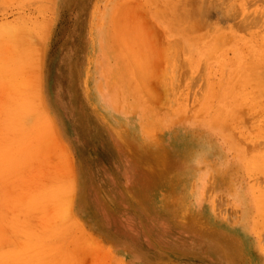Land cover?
Wrapping results in <instances>:
<instances>
[{
  "label": "rangeland",
  "instance_id": "obj_1",
  "mask_svg": "<svg viewBox=\"0 0 264 264\" xmlns=\"http://www.w3.org/2000/svg\"><path fill=\"white\" fill-rule=\"evenodd\" d=\"M217 1L0 0V264H18L16 260L23 261L32 248L44 244L36 250L41 249L39 255L49 264H264V232L245 221L241 206L231 198L253 183L247 172L233 168L239 158L235 146L250 150L255 145L261 152L257 155H264V97L251 93V75L259 73L264 79V0H226L230 5ZM101 28L104 35L114 28L109 32L122 51L125 75L143 73L138 75L143 82L142 109L148 113L153 108L159 119H167L161 115L167 111L177 120L162 125L142 113V142L155 147L142 151V165L162 160L176 168L173 198L154 197L153 211L159 217L149 215L143 202L127 192V156L112 124L102 116L112 99L107 87L113 59L99 50L92 60L95 50L102 48ZM140 55L142 68L137 63ZM237 67L251 77L246 92L256 97L250 98L261 101L255 107H249L255 100L246 102L248 107L238 106L230 116L220 89L235 81ZM210 82L222 85L213 86L211 95ZM90 93L104 99L94 100ZM206 93L209 104L204 103ZM174 95L182 110L172 98L165 105L166 97ZM135 112L121 109L120 118L141 135V115ZM224 112L229 117L224 118ZM212 117L220 121L207 124ZM134 139L130 137L131 144ZM209 163L222 167L223 174L207 169ZM156 169L151 166L158 175ZM257 183L264 188V175ZM90 188L101 195L104 207L114 208L122 219L129 216L131 225L117 230L102 217L98 206L89 204ZM116 189L121 194H114ZM179 206L182 216L174 215ZM55 213L66 215L58 221ZM255 217L251 208L250 221ZM166 219L183 236L161 233ZM47 220H52L54 234ZM34 232L44 241L38 243ZM39 250L33 251V259L39 258L38 253L34 257ZM5 254L17 256L5 260ZM35 259L30 264L46 262Z\"/></svg>",
  "mask_w": 264,
  "mask_h": 264
},
{
  "label": "bare ground",
  "instance_id": "obj_2",
  "mask_svg": "<svg viewBox=\"0 0 264 264\" xmlns=\"http://www.w3.org/2000/svg\"><path fill=\"white\" fill-rule=\"evenodd\" d=\"M212 2H213V0H212ZM216 2H218L217 0H216ZM226 0H219V4L221 3L222 5L225 3V4H229V3H231V2H227ZM233 2L234 1H232V4H233ZM178 3V2H177ZM230 5V4H229ZM229 5H227V6H229ZM235 5V4H234ZM224 6H226V5H224ZM233 6V5H232ZM237 6H239V5H237ZM244 6V5H243ZM165 7V6H164ZM234 7V6H233ZM118 8H120V7H118ZM176 8V7H175ZM180 8V7H179ZM193 8V7H192ZM191 8V9H192ZM227 8V7H226ZM121 9V8H120ZM125 9V8H124ZM196 9V8H195ZM218 9V8H217ZM125 10H127V9H125ZM167 10V9H166ZM181 10V9H180ZM197 10V9H196ZM226 10V9H225ZM229 10H230V6H229ZM238 10H240L241 11V8L240 9H238ZM244 10V9H243ZM116 11V10H115ZM175 11H177V10H174V12ZM195 11V10H194ZM220 11L222 12V10L220 9ZM219 11V12H220ZM122 12V11H121ZM173 12V13H174ZM189 12V11H188ZM197 12V11H196ZM220 12V13H221ZM177 13V12H176ZM181 13V12H180ZM192 13V12H191ZM224 13V12H223ZM226 13V12H225ZM231 13V12H230ZM243 13V12H242ZM175 14V13H174ZM179 14V13H178ZM177 14V15H178ZM234 14V13H233ZM245 15H246V13H244ZM248 14V13H247ZM119 15H120V13H119ZM124 15V14H123ZM198 15V14H197ZM222 15V14H221ZM122 16V15H121ZM125 16V15H124ZM247 16V15H246ZM252 16V15H251ZM251 16L250 17H248V19L251 21ZM264 16V15H263ZM117 17V16H116ZM127 17V16H126ZM168 17H169V15H168ZM175 17V16H174ZM180 18H181V16H179ZM245 17V16H244ZM180 18H178V19H180ZM191 18V17H190ZM263 18V17H262ZM122 19V18H121ZM127 19V18H126ZM177 19V18H176ZM175 19V20H176ZM182 19H183V17H182ZM188 19V18H187ZM26 20V19H25ZM247 20V19H246ZM249 20L247 21V22H249ZM253 20V19H252ZM111 21V20H110ZM123 21V20H122ZM179 21V20H178ZM254 21V20H253ZM131 22V21H130ZM177 22V21H176ZM175 22V23H176ZM12 23H14V22H12ZM11 23V24H12ZM110 23H112V21L110 22ZM115 23V22H114ZM122 23V22H121ZM125 23H127V22H125ZM189 23V22H188ZM245 23V22H244ZM252 23V22H251ZM1 25H2V23H0ZM7 24H9L10 25V23H7ZM108 24V23H107ZM113 24V23H112ZM111 24V26L113 27V25ZM124 24V23H123ZM127 24H129V23H127ZM133 24V23H132ZM9 25H7V26H9ZM13 25V24H12ZM117 25V24H116ZM122 25V24H121ZM131 25V24H130ZM194 25H196V24H194ZM251 25H253V24H251ZM7 26H5V27H7ZM110 26V27H111ZM221 26V25H220ZM247 26V25H246ZM249 26V25H248ZM107 27H108V25H107ZM110 27H108V28H110ZM121 27V26H120ZM126 27H127V25H126ZM131 27V26H130ZM133 27V26H132ZM197 27H198V25H197ZM251 27V26H250ZM103 29L105 28V26H103L102 27ZM102 28H101V30H102ZM116 28V27H115ZM119 28V27H118ZM122 28V27H121ZM129 28V27H128ZM127 28V29H128ZM206 28V27H205ZM209 29H210V27H208ZM207 28V30L210 32V30ZM211 28H213V27H211ZM223 28V27H222ZM228 28H229V26H228ZM227 28V29H228ZM231 28H233V27H231ZM242 28V27H241ZM112 29V28H111ZM110 29V30H111ZM114 29V28H113ZM112 29V30H113ZM130 29V28H129ZM128 29V30H129ZM106 30H108L107 28L105 29V31ZM109 30V31H110ZM112 30H111V32H112ZM117 30V29H116ZM132 30V29H131ZM134 30V29H133ZM133 30H132V32H133ZM204 30V29H203ZM202 30V31H203ZM218 30H219V28H218ZM238 30V29H237ZM100 31V30H99ZM109 31H106L105 32V35L103 34V30H102V32H100L102 35H100V39H99V42H100V44L102 45V48H100V47H98V49L97 50H95L96 52L94 53V56H93V58H92V60L95 58V57H97V52L100 50L101 52L103 51L105 54H106V56H107V58H108V60H109V56L113 59V67L111 68V70H110V72H109V80H108V82H109V87H107V94H108V97L109 98H111L112 97V99H110V101H109V104H108V106H109V108H106V107H103V113H102V116L104 117V119H106L110 124L109 125H111V127H112V129H113V131H114V134H115V136H116V138H117V143H118V145L121 147L120 149L121 150H123V152L126 154V156H127V158H126V164H127V169L129 170V173H128V176H129V178H128V184H127V189H128V193L129 194H131V195H133L134 197L136 196V197H138L137 199H139V202L142 204V202H143V204H144V206L146 207V210H147V212L149 213V215H154L155 217H159V215H158V213L157 212H155V211H153V204L155 203V201H154V197L155 196H159L160 198H162L163 200L162 201H167V200H169V199H171V198H173V192H174V185H172V181H174V178H175V176L173 175V172L175 173V171H176V168H175V166L173 165V164H169L168 163V165H163V161L162 160H160V161H158V162H156V163H153L152 161H149L150 163L147 165V164H145V165H142V151H145V150H152V149H154L155 147L151 144V143H144V142H142V113H144L145 115H146V117L147 118H151V119H153V120H157L158 122H160L162 125L163 124H165V123H167L168 122V120L169 121H172V123H176L177 122V120H175V119H173L172 118V116H173V113L172 114H169L167 111L166 112H163V113H161V115L162 116H165V117H167V119H159L158 117H157V114H156V112L157 111H155V110H152L153 108H148V110H149V112L147 113V108H143L142 109V102L144 101L143 100V97H142V89H141V87H140V85L139 84H141L142 85V81L140 80V77L141 76H143V73H141L140 71H137L136 73H138V72H140V73H138L137 74V76H136V73L134 74L133 72H131V74H130V76H128V74L126 73V75H125V73L123 72V71H125L124 69H122V67H123V62H124V58H123V55H122V51L121 50H119L118 49V46H119V44H118V42L113 38V37H111V35H110V32ZM125 31V30H124ZM216 31H217V29H216ZM264 31V30H263ZM12 32V31H11ZM107 32H109V36H107L106 34H107ZM205 32V31H204ZM212 32V31H211ZM228 32V31H227ZM238 32V31H237ZM240 32V31H239ZM113 33H115L116 34V32H115V30L113 31ZM129 33H130V31H129ZM208 33V32H207ZM5 34H6V32H5ZM7 34H9V33H7ZM6 34V35H7ZM42 34V33H41ZM126 34V33H125ZM133 34V33H132ZM0 35H1V33H0ZM131 35V34H130ZM129 35V36H130ZM217 35V34H216ZM11 36V35H10ZM96 36H98V32H97V35ZM95 36V38L96 39H98L97 37ZM218 36L220 37V35L218 34ZM4 37V36H3ZM2 37V38H3ZM6 37V36H5ZM132 37V36H131ZM14 38V37H13ZM223 38V37H222ZM228 38V37H227ZM96 39H95V41H96ZM127 39H128V37H127ZM126 39V40H127ZM212 39V38H211ZM131 40V39H130ZM129 40V41H130ZM202 40H203V38H202ZM206 40L208 41V39L206 38ZM216 40H219V41H217V42H220V43H222V39H216ZM94 41V42H95ZM98 41V40H97ZM96 41V42H97ZM132 41V40H131ZM130 41V42H131ZM129 42V43H130ZM133 42V41H132ZM132 42H131V44H132ZM259 42V41H258ZM134 44H136V43H134ZM219 44V43H218ZM97 45V44H96ZM117 46V47H116ZM126 46H127V43H126ZM126 46L124 47V45L122 46L123 48H126ZM207 46H208V44H207ZM218 46V45H217ZM133 47V46H132ZM131 48V47H130ZM219 48V47H218ZM95 49H96V46H95ZM133 51H134V49L133 48H131ZM126 50H128V49H126ZM130 50V49H129ZM124 52H126L125 50H124ZM131 52V51H130ZM130 52H128V53H130ZM202 52H208V50H207V48H205L204 49V51H202ZM138 56H139V54H137ZM127 56H129V55H126V57ZM131 56V55H130ZM135 56V55H134ZM141 57H139L138 59H139V61L140 62H137V63H141V58H142V55H140ZM125 57V56H124ZM130 58V57H129ZM132 58V57H131ZM134 58V57H133ZM127 59V58H126ZM23 62V61H22ZM134 62L135 61H133V64H134ZM17 63V62H16ZM246 63H247V61H246ZM258 63V62H257ZM264 63V62H263ZM21 64V63H20ZM19 64V65H20ZM262 64V63H261ZM122 65V66H121ZM247 65H248V63H247ZM255 65H256V63H255ZM16 66H18V65H16ZM138 66V65H137ZM257 66V65H256ZM24 67V66H23ZM25 68V67H24ZM135 68V67H134ZM140 67H138V69H139ZM141 68H142V63H141ZM239 67H237L235 70H234V73H233V76H235V81H232L231 80V82L225 87V89H222V88H224V86L222 87V85H220L222 88L220 89V90H222L223 92L222 93H224V95H225V97H224V106H226L227 107V109L229 110L228 111V114L231 116L232 114L234 115V114H236L237 113V107L238 106H244V105H246L247 107H248V105H247V103H250L251 102V100L252 101H254V103L253 102H251V104H249V107H255L256 105V103H257V101L258 100H260V99H258V97H257V99H252V98H250L251 96L250 95H252V96H255V94H256V96L258 95L260 98L261 97H264V79H261L260 77H259V73H258V70L256 71L258 74H256V75H251V77L253 78H255V79H252V80H254V82H253V84L254 85H252V89H253V91L251 90V93L252 92H254L255 94H249V93H247V92H250L249 90L246 92V81L248 80V78L250 77H248L247 78V76L243 73V72H241L242 70H240V73L238 72V71H236L237 69H238ZM264 68V67H263ZM16 69H17V67H16ZM242 69V68H241ZM247 69V68H246ZM255 69V67L253 68L252 67V69L250 68L249 69V71L250 70H254ZM257 69V68H256ZM141 70V69H140ZM27 71V70H26ZM136 71V70H135ZM263 71V70H262ZM18 72V71H17ZM25 72V71H24ZM97 72V71H96ZM23 73V72H22ZM263 73V75H264V72H262ZM262 73H261V75H262ZM24 74V73H23ZM251 73H249V75H250ZM133 75H134V78H133ZM138 75H141V76H138ZM251 77H250V79H251ZM24 78V77H23ZM143 78V77H142ZM263 78V77H262ZM252 80H250L251 82H252ZM138 85H137V84ZM33 84V83H32ZM162 84H164V82L162 83ZM223 84V83H222ZM144 85V84H143ZM215 84H213V83H211L210 82V84H209V90H210V95L211 94H213V92H211V91H214V89L215 88H213V86H214ZM219 85V84H218ZM217 85V86H218ZM224 85V84H223ZM217 86H214V87H217ZM220 86H218L217 87V89L218 88H220ZM246 86V87H245ZM210 87H212L211 89H210ZM162 88H163V90L165 89V91H168L167 89V87L165 86V85H163L162 86ZM28 89V88H27ZM90 89V88H89ZM143 89H146L145 88V85H144V87H143ZM147 90V89H146ZM145 91V90H144ZM143 91V92H144ZM90 92H91V90H90ZM146 92V91H145ZM151 92V91H150ZM208 93H209V91H207ZM148 93V92H147ZM167 93H169V92H166V94ZM208 93H206L207 94V97L209 96L208 95ZM154 94V93H153ZM215 94V93H214ZM101 94H96V93H90V97L92 98V99H94V100H99V99H104V97H101V98H99V96H100ZM148 95H149V93H148ZM151 95V94H150ZM169 95V94H168ZM255 96V97H256ZM174 97H175V95L173 96V97H169V96H167L166 98L169 100V101H167V99H165L166 101H167V104H165V105H170V100H171V98H172V103L173 102H175L176 101V99L173 101V99H174ZM177 97V96H176ZM254 97V98H255ZM207 99V102H204L205 104H209V101H211V99L209 100V97L208 98H206ZM262 100H264L263 98H261ZM178 100V99H177ZM166 101H165V103H166ZM261 101V100H260ZM168 102H169V104H168ZM177 102V101H176ZM212 102V101H211ZM241 102V103H240ZM244 104H243V103ZM247 102V103H246ZM263 102V101H262ZM146 103V102H145ZM178 103V104H177ZM177 103H173V105H178L180 108V110H182L181 108V104L179 103V102H177ZM246 103V104H245ZM259 103V102H258ZM239 104H243V105H239ZM258 105V104H257ZM259 105H260V103H259ZM221 106H223V105H221ZM220 106V107H221ZM173 107V106H172ZM220 107H218V108H220ZM167 108H168V106H167ZM169 108H171V107H169ZM178 107H176V109H177ZM217 108V109H218ZM222 109H224L223 107H221ZM121 109H126L127 111H132V112H135V111H139V114L141 115V120H140V123H139V127H140V134L141 135H138V130L136 129L135 131L134 130H132V129H130V127L128 126V123L127 122H125L122 118H120V116H121ZM179 109L177 110L178 112H179ZM241 108H238V112H239V110H240ZM102 111V110H101ZM222 111V110H221ZM226 111V110H225ZM20 112H22V111H20ZM181 112V111H180ZM215 112V111H214ZM236 112V113H235ZM136 113V112H135ZM176 113V112H175ZM221 114H219L220 116H221V120H222V114H223V111L222 112H220ZM225 113V112H224ZM219 115H218V118H219ZM226 116L227 117H229L226 113H225V117L224 118H226ZM236 116H238V115H236ZM236 116H233V119L235 120V118H237ZM113 117H115L116 118V120L115 119H113ZM235 117V118H234ZM214 117H212V120L209 122V121H207V124H211V123H218L219 121H220V119H218V118H214ZM24 119V118H23ZM226 120V119H225ZM224 120V121H225ZM115 121H116V123H115ZM23 122V121H22ZM223 122V121H222ZM233 122H235V121H233ZM115 123V124H114ZM150 123H151V121H150ZM226 124V123H225ZM234 124V123H233ZM153 126V125H152ZM168 126H170V124H166V127H168ZM172 127H174V125H172ZM29 132H30V130H29ZM28 133V132H27ZM9 134V133H8ZM29 134V133H28ZM133 135H135V139H134V142H133V144H131V141H130V137L131 136H133ZM15 139V138H14ZM9 142V141H8ZM257 143V142H256ZM14 144V143H13ZM16 145V144H15ZM20 145H21V143H20ZM13 147V146H12ZM235 148H236V151H237V154H238V160L237 161H233V168L235 169V171L238 173V172H240L241 174H244V172H245V175L247 174V175H249L250 177H251V180H252V182L254 183H252L251 184V182L250 183H248L247 185H246V187L244 188V190L241 192V193H238V194H233L232 193V195H233V197L231 196V198H234V200H233V202L236 204V206H241V208H242V211L244 212V215L246 216V218H245V221L247 222H249L250 223V225H251V227L252 228H255L256 230H258V232L259 233H262V232H264V188H262L261 186H260V184L259 183H257V179L260 177V176H263L264 175V155H263V153L261 154V155H263L262 157H260V156H258V155H260L259 153H261L260 152V149L259 148H256V146L255 145H252L251 146V149L250 150H247V149H244V148H241V147H237V146H235ZM31 150V149H30ZM214 153H216L217 155H218V153H219V151L217 150V149H214ZM14 154V153H13ZM258 154V155H257ZM22 156V159L24 158L25 159V157H24V155H21ZM23 159V160H24ZM10 160H12V159H10ZM209 160H208V156L207 155H205V157H204V162H208ZM24 162V161H23ZM263 162V163H262ZM18 164L19 165H21L19 162H18ZM155 166V167H157V168H159V169H156V171L159 173L158 175L157 174H154L153 172H151V166ZM1 168H3L2 166L0 167V169ZM222 167H218L216 164H213V163H209L208 165H207V169H210V171L211 172H219L220 174H223V170L221 169ZM3 172H4V170H3ZM2 172V173H3ZM247 172V173H246ZM224 177L225 176H223L222 178L224 179ZM202 181V180H201ZM250 184V185H249ZM165 185V186H164ZM161 186H163V187H165L166 189H161ZM169 186H170V188H169ZM261 187V188H260ZM169 188V189H168ZM46 189H48V188H46ZM164 190H166V191H164ZM114 191V194H121L117 189L116 190H113ZM90 193H89V204H90V206H95V208L98 206V208H99V210H100V215L102 216V217H104L105 218V216L108 218V219H110L112 222H113V225H115V228L117 229V230H124V228H127L128 226H130L131 224H130V219H129V216H126V218L125 219H122V218H120L116 213H114L113 212V210H115L114 208L111 210V209H107L106 208V206L104 207V205L102 204V200H101V195H99L98 193H97V191L96 190H93L92 191V188H90V191H89ZM57 194H59V193H57ZM150 194H154V195H152V196H150ZM63 195V194H62ZM69 196V195H68ZM65 198V197H64ZM58 200V199H57ZM68 200H70V199H68ZM60 200H58V202H59ZM175 201V200H174ZM50 204V203H49ZM53 204V203H52ZM62 204V203H61ZM60 204V205H61ZM92 204V205H91ZM56 205V204H55ZM67 205V204H66ZM63 207H65V206H62V208ZM59 208V207H58ZM57 208V209H58ZM61 208V210H63ZM94 208V207H93ZM251 208H252V210L255 212V215H256V217H255V219L254 220H251L250 221V218H249V212L251 211ZM55 210V211H58V210ZM198 209V208H197ZM60 210V211H61ZM67 210V209H66ZM181 210H183L182 209V207L181 206H179L178 208H176V213L174 214V215H176V216H182V212H181ZM59 211V212H60ZM58 212V213H59ZM62 212H67V211H62ZM58 213H55V216H54V214H53V216H54V218L56 217V219H57V217H58V221H59V218L60 219H62V217H63V215L65 214V213H63V214H58ZM56 214H57V216H56ZM94 214V213H93ZM62 215V216H61ZM66 215V214H65ZM64 215V216H65ZM60 216V217H59ZM96 216H98V215H96ZM99 217V216H98ZM200 216L199 215H197L196 216V218H199ZM166 218V217H165ZM16 219V218H15ZM56 219L54 220V221H56ZM167 220V219H166ZM48 221V220H47ZM52 221V220H51ZM51 221H48L49 222V224H50V222ZM53 221V222H54ZM48 222H46L45 224H47L46 226H48ZM247 222V223H248ZM14 223V222H13ZM58 223V222H57ZM106 224V223H105ZM52 225V226H51ZM108 225V224H107ZM256 225H259V227L261 228V229H259V228H256L255 226ZM10 226V225H9ZM31 226V225H30ZM50 228H51V232L53 233L54 231H52V227H54V225H53V223L52 224H50V226H49ZM37 228V227H36ZM71 229V228H70ZM34 230V229H33ZM55 231H57L56 229H54ZM35 231V230H34ZM45 231V230H44ZM58 231H60V229L58 230ZM180 232H182L181 230H177V227L173 224V222H172V220H167L166 221V223L164 224V227L162 228V232L161 233H163V234H168V236H169V238H171L174 234L175 235H177V236H183ZM56 233V237H57V234H58V232H55ZM15 234V233H14ZM34 234H36V236L34 235V237L36 238L37 236H41L40 234L39 235H37L38 233L37 232H34ZM42 234H44V233H42ZM50 235V233H47L46 235ZM54 234V233H53ZM53 234H51V235H53ZM46 235L44 236V235H42L43 237H45L46 238ZM48 235V237L50 238V236ZM15 236V235H14ZM31 236V235H30ZM54 236V235H53ZM53 236H51V239L53 238ZM79 236H82V235H79ZM55 237V238H56ZM40 239H42V242L44 241L43 239L44 238H42V237H39ZM77 238H78V236H77ZM17 239V238H16ZM40 239H35L37 242L40 240ZM54 239V238H53ZM56 239H58V238H56ZM55 239V240H56ZM75 239V238H74ZM31 240V239H30ZM35 240H34V238H32V243L34 242L35 243ZM78 240H79V238H78ZM80 240L82 241V238H80ZM18 241V240H17ZM21 241V240H20ZM29 241V240H28ZM193 241L194 242H197L195 239H193ZM26 242V241H25ZM36 242V244H38V243H40V242H38L37 243ZM78 242V241H77ZM83 242V241H82ZM22 243H24V241L22 242ZM34 243H33V246H35L34 245ZM51 243H55L54 241H51ZM72 244V243H71ZM77 244V243H76ZM80 244V243H79ZM82 244V243H81ZM14 245V244H13ZM41 245H42V243H41ZM12 246V245H11ZM17 246H18V244H17ZM44 246H45V244H44ZM44 246H41V247H44ZM78 246V245H77ZM81 246V245H80ZM10 247V246H9ZM13 247V246H12ZM20 247V246H19ZM36 247V246H35ZM40 247V246H39ZM39 247H36V248H39ZM40 247V248H41ZM46 247V246H45ZM54 247V246H53ZM75 247V246H74ZM73 247V248H74ZM17 248V247H16ZM26 248V247H25ZM36 248H32V249H34L35 251H37V250H39V249H37L36 250ZM32 249L30 250H28L27 249V251L26 252H30L31 253V251H32ZM71 249V248H70ZM7 250V249H6ZM23 250V249H22ZM33 250V251H34ZM41 250V249H40ZM38 251V252H35V256L34 257H36V254L37 255H39V252H41V251ZM7 251H9V250H7ZM32 251V254L30 255L29 254V257L27 258V253L26 254H24V259H23V261L25 260L26 262L24 263L20 258H18V259H20L19 261L18 260H16V262L19 264L20 263V261H22V263L23 264H28L27 263V261H29V260H27V259H30V262H29V264L30 263H34V259H33V252ZM54 251V250H53ZM71 251V250H70ZM4 252V251H3ZM2 252V253H3ZM43 252H44V250H43ZM71 252H73V251H71ZM70 252V253H71ZM6 253V252H5ZM9 253V252H8ZM12 253V252H11ZM14 253V252H13ZM12 253V254H13ZM19 254H21V253H19ZM65 254V253H64ZM82 254V253H81ZM6 255V257L8 256V255H10V256H17V255H11V254H5ZM10 256H8V258L6 259L4 256H1V258L2 257H4V258H2V259H5V260H12V257H10ZM20 257V256H19ZM48 257V256H47ZM63 257H65V256H63ZM10 258V259H9ZM17 258H14V259H17ZM43 258H44V260H45V257H43V256H41V255H39V260L40 259H42L43 260ZM68 258H69V256H68ZM31 259H33V261L31 260ZM37 258L35 259V260H38ZM5 260H1L2 262L3 261H5ZM38 260V261H39ZM43 260V261H44ZM32 261V262H31ZM41 261V260H40ZM46 262H37V263H35V264H45V263H47V264H49V262L50 261H48V260H45ZM48 261V262H47ZM52 261V260H51ZM9 262V261H8ZM3 263H5V262H3ZM12 263H14V262H12Z\"/></svg>",
  "mask_w": 264,
  "mask_h": 264
}]
</instances>
